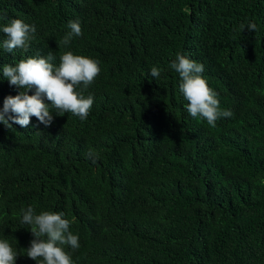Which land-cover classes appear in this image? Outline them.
Returning <instances> with one entry per match:
<instances>
[{"label":"trees","instance_id":"1","mask_svg":"<svg viewBox=\"0 0 264 264\" xmlns=\"http://www.w3.org/2000/svg\"><path fill=\"white\" fill-rule=\"evenodd\" d=\"M10 18L36 32L27 51L0 49V73L49 52L100 67L84 121L50 108V128L0 124V239L15 264H36L28 207L70 221L73 264H264V0H0V28ZM69 21L82 35L65 46ZM177 53L203 64L230 118L188 114ZM21 91L35 90L0 74V109Z\"/></svg>","mask_w":264,"mask_h":264},{"label":"clouds","instance_id":"2","mask_svg":"<svg viewBox=\"0 0 264 264\" xmlns=\"http://www.w3.org/2000/svg\"><path fill=\"white\" fill-rule=\"evenodd\" d=\"M5 26L0 28L6 39L0 41V49L12 53L16 49L27 51L30 41L34 39L35 25H29L20 19L10 18ZM256 24L249 22L239 25V32L245 29L256 30ZM69 31L61 43L70 45L73 37H80L82 29L79 21L68 22ZM57 59L52 52L46 56L28 57L19 60L15 65L4 64L2 76L10 86L19 89H34V94L28 95L21 91L15 96L4 98L0 109V124L11 128L12 124L26 127L30 119H37L43 128H50L53 121L51 109L57 116L71 113L84 121L91 110L94 99L92 95L83 94L100 73L99 61L66 51ZM169 67L180 77L179 92L187 101L185 105L188 114L202 118L210 127L216 126L221 117L230 118V110H221L217 93H215L202 77L204 66L181 53H177ZM161 70L157 67L150 69L153 78L159 77ZM82 86L80 91L77 88ZM45 98L49 103H45ZM11 121V123H10ZM92 163H96L95 154L88 153ZM22 224L29 225L33 239L26 248V255L36 264H73L72 258L65 248H79V238L70 229V221L63 218L62 212L43 211L35 214L32 207L22 209ZM18 252L9 242L0 239V264H15ZM73 257V256H72Z\"/></svg>","mask_w":264,"mask_h":264}]
</instances>
